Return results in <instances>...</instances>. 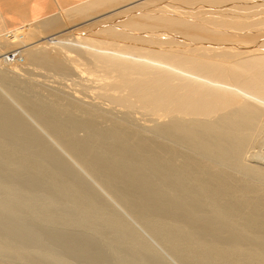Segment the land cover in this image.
<instances>
[{
	"label": "bare ground",
	"instance_id": "bare-ground-1",
	"mask_svg": "<svg viewBox=\"0 0 264 264\" xmlns=\"http://www.w3.org/2000/svg\"><path fill=\"white\" fill-rule=\"evenodd\" d=\"M0 264H264V0L0 32Z\"/></svg>",
	"mask_w": 264,
	"mask_h": 264
},
{
	"label": "crops",
	"instance_id": "crops-1",
	"mask_svg": "<svg viewBox=\"0 0 264 264\" xmlns=\"http://www.w3.org/2000/svg\"><path fill=\"white\" fill-rule=\"evenodd\" d=\"M82 1L83 0H0V25L2 24L0 26V32L18 25L20 26L33 19H38L43 17V15L51 14L59 7L71 6Z\"/></svg>",
	"mask_w": 264,
	"mask_h": 264
},
{
	"label": "rangeland",
	"instance_id": "rangeland-1",
	"mask_svg": "<svg viewBox=\"0 0 264 264\" xmlns=\"http://www.w3.org/2000/svg\"><path fill=\"white\" fill-rule=\"evenodd\" d=\"M25 75H26V73H24V72H21V74H20L21 77H24ZM46 79L51 80V79H49V77H46Z\"/></svg>",
	"mask_w": 264,
	"mask_h": 264
}]
</instances>
